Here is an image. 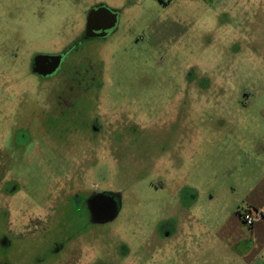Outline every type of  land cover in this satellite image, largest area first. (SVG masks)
<instances>
[{
  "label": "rangeland",
  "instance_id": "374dc122",
  "mask_svg": "<svg viewBox=\"0 0 264 264\" xmlns=\"http://www.w3.org/2000/svg\"><path fill=\"white\" fill-rule=\"evenodd\" d=\"M262 164L264 0H0V264H246L216 232Z\"/></svg>",
  "mask_w": 264,
  "mask_h": 264
},
{
  "label": "crops",
  "instance_id": "0c3cea01",
  "mask_svg": "<svg viewBox=\"0 0 264 264\" xmlns=\"http://www.w3.org/2000/svg\"><path fill=\"white\" fill-rule=\"evenodd\" d=\"M258 159L263 163L261 158ZM259 166L261 164H257L256 167ZM261 171L262 175L259 178L250 179L247 183L246 204L243 208L260 210L263 219L249 229L243 224L239 214H236L235 217L228 218L216 232L217 240L224 245H228L231 241L240 245L251 238L255 241L254 249L250 248L249 251L244 252L242 260L246 264H264V164Z\"/></svg>",
  "mask_w": 264,
  "mask_h": 264
},
{
  "label": "flooded vegetation",
  "instance_id": "af4514ba",
  "mask_svg": "<svg viewBox=\"0 0 264 264\" xmlns=\"http://www.w3.org/2000/svg\"><path fill=\"white\" fill-rule=\"evenodd\" d=\"M107 21V18H101L92 27L93 29L96 28L101 30L94 29L95 31L93 32V30L91 29L90 33L100 37L109 36V34L112 33V29L108 30L106 32V35L102 31V29L107 26ZM101 34H103V36H101ZM58 59L60 58L48 56L41 60H37L34 63L35 73L42 77H47L54 74L60 66ZM90 180L94 179H56L55 181L59 182L62 185H69V183L71 185H74L78 181L82 185L80 187L82 193L84 195H88L87 207L90 212L91 221L93 223L103 224L113 219L119 209H121L122 198L115 192L106 190L99 191L98 189H100L101 182H90ZM51 181L52 180L49 179V182Z\"/></svg>",
  "mask_w": 264,
  "mask_h": 264
},
{
  "label": "water",
  "instance_id": "95a60500",
  "mask_svg": "<svg viewBox=\"0 0 264 264\" xmlns=\"http://www.w3.org/2000/svg\"><path fill=\"white\" fill-rule=\"evenodd\" d=\"M103 18H107V26L104 27L102 29L103 33L106 35L108 30L112 31L115 29L116 26V18L114 16V14L112 12H110L108 9L105 8H99V9H95L93 11L90 12L89 14V18H88V32L90 33V30L92 29L93 32L95 30H101V29H96V28H92L93 25H95L100 19ZM91 34V33H90ZM101 36H103V34H101Z\"/></svg>",
  "mask_w": 264,
  "mask_h": 264
},
{
  "label": "built area",
  "instance_id": "2783aa9c",
  "mask_svg": "<svg viewBox=\"0 0 264 264\" xmlns=\"http://www.w3.org/2000/svg\"><path fill=\"white\" fill-rule=\"evenodd\" d=\"M241 221L247 228H253L255 224L263 219V214L258 209L243 208L238 212Z\"/></svg>",
  "mask_w": 264,
  "mask_h": 264
}]
</instances>
